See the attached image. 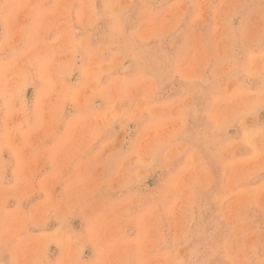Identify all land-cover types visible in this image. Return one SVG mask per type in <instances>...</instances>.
Wrapping results in <instances>:
<instances>
[{"label":"rangeland","instance_id":"1","mask_svg":"<svg viewBox=\"0 0 264 264\" xmlns=\"http://www.w3.org/2000/svg\"><path fill=\"white\" fill-rule=\"evenodd\" d=\"M0 264H264V0H0Z\"/></svg>","mask_w":264,"mask_h":264}]
</instances>
